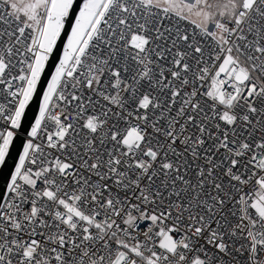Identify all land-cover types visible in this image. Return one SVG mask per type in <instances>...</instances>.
<instances>
[{
    "label": "snow or ice",
    "instance_id": "obj_1",
    "mask_svg": "<svg viewBox=\"0 0 264 264\" xmlns=\"http://www.w3.org/2000/svg\"><path fill=\"white\" fill-rule=\"evenodd\" d=\"M6 163L0 264H264V0H0Z\"/></svg>",
    "mask_w": 264,
    "mask_h": 264
},
{
    "label": "water",
    "instance_id": "obj_2",
    "mask_svg": "<svg viewBox=\"0 0 264 264\" xmlns=\"http://www.w3.org/2000/svg\"><path fill=\"white\" fill-rule=\"evenodd\" d=\"M11 168H12V165L6 163V165H5L6 173L3 175H0V196H2V194H3L4 183L7 180V175L10 174V172H11Z\"/></svg>",
    "mask_w": 264,
    "mask_h": 264
},
{
    "label": "built area",
    "instance_id": "obj_3",
    "mask_svg": "<svg viewBox=\"0 0 264 264\" xmlns=\"http://www.w3.org/2000/svg\"><path fill=\"white\" fill-rule=\"evenodd\" d=\"M189 27L191 28V27H194V25H189ZM205 88L207 87V84H205V86H204Z\"/></svg>",
    "mask_w": 264,
    "mask_h": 264
}]
</instances>
